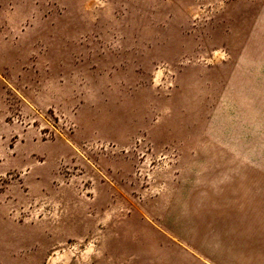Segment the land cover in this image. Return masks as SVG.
<instances>
[{
    "label": "rangeland",
    "instance_id": "obj_1",
    "mask_svg": "<svg viewBox=\"0 0 264 264\" xmlns=\"http://www.w3.org/2000/svg\"><path fill=\"white\" fill-rule=\"evenodd\" d=\"M0 264H264V0H0Z\"/></svg>",
    "mask_w": 264,
    "mask_h": 264
}]
</instances>
